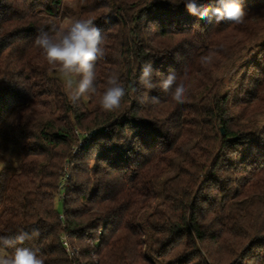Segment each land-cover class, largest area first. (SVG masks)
Instances as JSON below:
<instances>
[{
    "label": "trees",
    "instance_id": "trees-1",
    "mask_svg": "<svg viewBox=\"0 0 264 264\" xmlns=\"http://www.w3.org/2000/svg\"><path fill=\"white\" fill-rule=\"evenodd\" d=\"M61 2L0 0V147L14 163L0 170V236L36 230L17 247L44 264H264V0H241V24L182 0ZM77 19L101 30L105 56L97 94L73 104L34 40ZM146 63L154 82L185 83L184 103L141 87ZM112 74L126 95L104 112Z\"/></svg>",
    "mask_w": 264,
    "mask_h": 264
},
{
    "label": "clouds",
    "instance_id": "clouds-1",
    "mask_svg": "<svg viewBox=\"0 0 264 264\" xmlns=\"http://www.w3.org/2000/svg\"><path fill=\"white\" fill-rule=\"evenodd\" d=\"M187 11L202 20H215L219 23L228 20L236 24L244 22L247 12L241 0H217L215 5H200V0H182ZM50 65L65 82L69 102L76 104L85 96H95L98 92L96 80V64L105 56V38L101 30L91 19H77L66 29H58L54 35L42 33L34 40ZM211 61V54L202 57ZM154 68L152 63L142 66L139 84L142 88L152 90L159 87L165 93H171L176 103H184L189 89L183 81L178 82L174 72H169L158 83L153 80ZM126 95L125 87L120 83L116 74L108 76L104 90L100 93L99 106L104 112H113L120 108ZM147 96L141 98L144 102ZM153 101L157 98L152 97ZM38 234L20 231L14 238L0 236V264H44L36 253L23 245L26 240ZM15 248L9 254L8 248Z\"/></svg>",
    "mask_w": 264,
    "mask_h": 264
},
{
    "label": "rangeland",
    "instance_id": "rangeland-1",
    "mask_svg": "<svg viewBox=\"0 0 264 264\" xmlns=\"http://www.w3.org/2000/svg\"><path fill=\"white\" fill-rule=\"evenodd\" d=\"M77 1L78 0H62L61 2V5H60V8L62 10H64L65 8L64 7H67V8H76L77 7ZM67 13V12H66ZM69 22L68 20H63L61 21V25H67ZM262 39H260L259 41H261ZM58 77L59 74H56ZM8 122V121H6ZM0 127H8V125L4 122H1L0 123ZM5 166H9L11 169L14 168V163L12 161V158L11 156L9 155L8 151L7 150H3V148L0 147V170L5 167ZM64 172H65V169H64ZM66 173H67V170H66ZM65 177H66V174L63 176L64 180H65ZM62 178V177H61ZM60 180H63L61 179ZM60 188H62V186H59ZM59 196H56L55 199H54V203L56 205V207L58 209H61V202H60V199L59 197H61L62 195V192L60 194H58ZM91 243V242H90ZM68 244V247H69V250H72L74 252V255H78L79 254V247H76V248H72L70 247V244L67 242Z\"/></svg>",
    "mask_w": 264,
    "mask_h": 264
},
{
    "label": "built area",
    "instance_id": "built-area-1",
    "mask_svg": "<svg viewBox=\"0 0 264 264\" xmlns=\"http://www.w3.org/2000/svg\"><path fill=\"white\" fill-rule=\"evenodd\" d=\"M63 246H64V249L68 255H70V256L74 255V252L72 250H69V247H68V244L66 241H63Z\"/></svg>",
    "mask_w": 264,
    "mask_h": 264
},
{
    "label": "water",
    "instance_id": "water-1",
    "mask_svg": "<svg viewBox=\"0 0 264 264\" xmlns=\"http://www.w3.org/2000/svg\"><path fill=\"white\" fill-rule=\"evenodd\" d=\"M220 132L222 133V129H220Z\"/></svg>",
    "mask_w": 264,
    "mask_h": 264
}]
</instances>
